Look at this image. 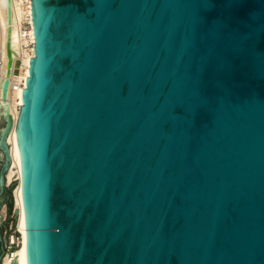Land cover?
<instances>
[{
	"label": "water",
	"instance_id": "water-1",
	"mask_svg": "<svg viewBox=\"0 0 264 264\" xmlns=\"http://www.w3.org/2000/svg\"><path fill=\"white\" fill-rule=\"evenodd\" d=\"M31 7L14 121L6 0L0 264L20 213L14 125L27 264H264V0Z\"/></svg>",
	"mask_w": 264,
	"mask_h": 264
},
{
	"label": "bare ground",
	"instance_id": "bare-ground-1",
	"mask_svg": "<svg viewBox=\"0 0 264 264\" xmlns=\"http://www.w3.org/2000/svg\"><path fill=\"white\" fill-rule=\"evenodd\" d=\"M13 23L11 31V49L13 65L10 74L11 87L8 91V114L17 120L20 106L22 105V91L29 76V61L34 56V33L32 27L31 0H12ZM7 8L6 0H0V101L2 99V81L7 73ZM31 45V46H30ZM3 112V108H0ZM11 153V165L7 173V185L15 179L19 181L14 190L15 205L20 209L16 230L20 234V245L13 254H5L2 264H27L26 255V227L22 204V166L19 140L16 126L14 125L7 137Z\"/></svg>",
	"mask_w": 264,
	"mask_h": 264
},
{
	"label": "rangeland",
	"instance_id": "rangeland-1",
	"mask_svg": "<svg viewBox=\"0 0 264 264\" xmlns=\"http://www.w3.org/2000/svg\"><path fill=\"white\" fill-rule=\"evenodd\" d=\"M9 189V188H8ZM15 190V189H14ZM13 211V210H12ZM6 217H7V204L6 203H4L2 206H1V208H0V219L2 220V221H5V219H6ZM11 217H13V212H12V214H11ZM15 232H17V230L16 229H13L9 234H8V239H7V243H6V248H5V251H4V253L5 254H8V253H11L14 249H11L10 248V246H9V241H10V237L12 236V235H14V236H16V233ZM19 233V232H18ZM20 235V234H19ZM18 249V248H17ZM16 249V250H17ZM4 254V255H5Z\"/></svg>",
	"mask_w": 264,
	"mask_h": 264
},
{
	"label": "built area",
	"instance_id": "built-area-1",
	"mask_svg": "<svg viewBox=\"0 0 264 264\" xmlns=\"http://www.w3.org/2000/svg\"><path fill=\"white\" fill-rule=\"evenodd\" d=\"M33 27V26H32ZM32 45L34 46V42L32 43ZM31 46V45H30ZM16 236L12 235L10 237V241H9V246L11 249H14L11 254H13L15 252V250L19 247L20 245V235L18 232H15Z\"/></svg>",
	"mask_w": 264,
	"mask_h": 264
},
{
	"label": "trees",
	"instance_id": "trees-1",
	"mask_svg": "<svg viewBox=\"0 0 264 264\" xmlns=\"http://www.w3.org/2000/svg\"><path fill=\"white\" fill-rule=\"evenodd\" d=\"M10 209H12V203H10Z\"/></svg>",
	"mask_w": 264,
	"mask_h": 264
},
{
	"label": "flooded vegetation",
	"instance_id": "flooded-vegetation-1",
	"mask_svg": "<svg viewBox=\"0 0 264 264\" xmlns=\"http://www.w3.org/2000/svg\"><path fill=\"white\" fill-rule=\"evenodd\" d=\"M7 197H8V195H7Z\"/></svg>",
	"mask_w": 264,
	"mask_h": 264
}]
</instances>
